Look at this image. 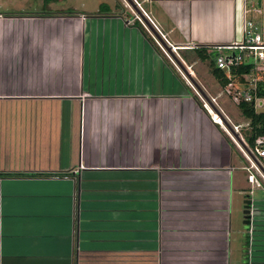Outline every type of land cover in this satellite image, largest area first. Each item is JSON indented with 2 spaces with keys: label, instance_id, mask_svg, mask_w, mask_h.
I'll return each mask as SVG.
<instances>
[{
  "label": "crops",
  "instance_id": "obj_1",
  "mask_svg": "<svg viewBox=\"0 0 264 264\" xmlns=\"http://www.w3.org/2000/svg\"><path fill=\"white\" fill-rule=\"evenodd\" d=\"M123 1L170 63L154 59L156 70L142 65L134 46L142 44L144 54L152 49L119 21L123 11L95 15L118 20L116 30L129 31L124 50L138 56L128 76L116 78V92L107 94L84 86L85 13L0 14V74L18 63L23 80L0 91V99H9L0 105L12 106L0 118L22 124L11 126L16 155L0 163V264H156L161 254L166 264L224 263L219 258L229 249L232 177L243 172L225 138L245 159L203 106L207 102L230 128L223 115L232 122L231 114L209 101L213 82L203 63L214 64L208 47L239 37L241 9L251 0ZM67 18L78 22L72 64L40 72L59 45L54 29ZM173 66L186 76L175 75ZM246 120L234 125L242 126L248 142Z\"/></svg>",
  "mask_w": 264,
  "mask_h": 264
},
{
  "label": "rangeland",
  "instance_id": "obj_2",
  "mask_svg": "<svg viewBox=\"0 0 264 264\" xmlns=\"http://www.w3.org/2000/svg\"><path fill=\"white\" fill-rule=\"evenodd\" d=\"M124 5L125 3L123 0H0V14L1 12L61 14H73L74 12L85 13V16L89 17V22L86 24L85 38L84 40H80V43L82 44L81 55L82 59L84 58V86L91 93L107 94L110 92H116L115 89L111 88L114 85L116 78H118L119 81L126 78L128 76L127 73L129 67L133 65V62L135 64V61H137L138 56L135 57V54L133 53V56L131 57L129 56V51L124 50V39L125 37L128 38L129 29H134L135 31L137 30L138 33L145 38L146 42H148L150 49H152L150 50L151 53L148 52L147 54H144L146 49L145 47L142 49V44H140V46L139 44L134 46V48H137L141 53V55H139V61L141 62L143 58L142 65L144 63L151 65V69L153 65L156 70L157 65L155 64L154 66V59H160L163 64L170 63V59L166 57L167 54L165 48H162L161 46V48H159L155 39L152 38L153 40H151L147 36V34H149L148 30H146L140 20L138 21L137 19H134L135 13H132L131 10L124 7ZM107 11H114L117 13H121L123 11L125 15L119 18V21H121V23L126 22V26L132 27L128 28V30H125L124 27H122L119 31H117L115 23L118 20H115V18H109L108 20L96 18L95 15H101ZM111 21H113V24H111ZM54 25H56V23H54ZM73 26L76 27V31L73 29ZM53 35L54 42L58 41L59 45L58 47H55L54 45L50 56H47L44 62H41L42 64H40L39 68L40 72L41 69L54 71L57 66L60 69L62 62H65V65L69 67L72 64L74 52L75 56L77 54L78 44H80L78 41V22H75L74 24L70 18H67L65 23L57 25V30L54 29ZM135 43L136 41L133 42V44ZM178 52L179 51L176 50V52H174L176 53L175 55L178 56ZM164 53L166 55H164ZM209 61H211V59L203 63V70L206 72V77L213 82L210 83V87L209 85L206 87H209V89H207L208 93H210L208 96L209 100L211 97H214L216 101L219 102L220 108H222L225 113L231 114L229 117L232 118V124L246 123L247 120L244 118L241 109L238 108L237 104L221 93V88L212 79L210 73L211 69H208ZM130 63H132V65H130ZM20 67V64H14L12 65L10 71L5 70L2 74H0V91L3 87L6 89L9 88L8 90L12 91L13 86L14 89H16L17 84L21 85V81L23 80L18 74V69H20ZM139 68L141 69L142 66H139ZM173 68L176 71L175 75H177V69L175 66H173ZM189 68L190 67H186L185 69L188 73H190V76L194 77L193 72L189 70ZM138 71L141 76V70ZM178 75L183 77L186 76L181 70ZM36 78L38 79L39 76L36 75ZM58 79L61 80V75H58ZM139 79L141 81L140 77ZM25 81L26 78L24 79V82ZM143 81L145 83L144 86H146L148 84L147 78H143ZM39 82V85H43L41 84V78H39ZM126 88L130 89L128 85H126ZM117 92L121 93L122 91L117 90ZM123 92L127 93L128 90ZM198 99L202 100L200 96H198ZM8 100L9 99H0V101ZM222 101L228 102L223 104ZM65 108L67 109L66 106ZM11 109L12 106L9 104L0 105V115H10ZM13 109L17 110V107H14ZM257 111L259 113H263L261 108L257 109ZM211 112L213 113V111ZM18 113H20V111ZM32 123L34 124V122ZM16 124L17 126L22 125L20 121L15 119L10 120L7 118H0V163H8L10 156L13 157L16 155L14 150L16 143L10 133L12 132L11 126H16ZM36 124H38V127H41L39 122ZM26 129H29V127ZM40 129L43 128L41 127ZM225 140L230 147L233 148L232 155L234 164L239 166V168L245 166L247 164L246 161H241L237 150L231 142L227 138H225ZM33 143L34 142H32V145ZM25 144L30 145L31 141H27ZM11 148L13 149L10 150ZM17 149H19V144L17 145ZM250 190L251 187L247 182L246 173L241 171L235 172L232 177L229 249L227 248L228 251H225L222 257L219 258L221 261L224 260V263L222 262L221 264H227V258L228 264H264V243L260 240L262 237V230L264 229V198L262 189L256 187V185L253 186L254 194L252 195V211L254 214L252 213L253 217L250 227L249 225H244L241 213L243 207V195L248 194ZM247 240L249 241V246L246 247L245 244ZM165 246L166 244L164 243V247ZM164 260L165 259H163V255L161 254L158 257V261L156 259V264H164ZM121 264H123V261Z\"/></svg>",
  "mask_w": 264,
  "mask_h": 264
},
{
  "label": "built area",
  "instance_id": "obj_3",
  "mask_svg": "<svg viewBox=\"0 0 264 264\" xmlns=\"http://www.w3.org/2000/svg\"><path fill=\"white\" fill-rule=\"evenodd\" d=\"M134 19L140 20L137 15L134 16ZM208 48L211 50L209 52L215 55L213 61L216 69L221 71L227 81L225 86L221 88V93L237 105L250 103L253 105L255 113L264 114V94L258 95L259 84L264 83V0L244 2L240 14L239 37L237 39L226 46ZM171 49L173 52L178 50L177 47H171ZM242 66H247L248 70L233 73ZM209 101L219 110L214 97H211ZM203 106L213 121L223 128L230 140L241 151L247 163L240 168L246 173L247 182L251 187L247 195L252 200L253 186L256 185L263 190L264 198V138L257 139L253 145L249 144L242 136L241 125L232 124L230 119L222 114L230 123V128H227L220 115L215 113L207 102L203 101ZM260 108L263 113L257 111ZM211 111L219 117L220 121H216ZM233 134L239 136V138L237 137L239 141Z\"/></svg>",
  "mask_w": 264,
  "mask_h": 264
},
{
  "label": "trees",
  "instance_id": "obj_4",
  "mask_svg": "<svg viewBox=\"0 0 264 264\" xmlns=\"http://www.w3.org/2000/svg\"><path fill=\"white\" fill-rule=\"evenodd\" d=\"M205 49L203 48H198L196 49V54L202 59L206 60L207 57L206 55H200ZM209 67L211 69V74L215 78V80L218 82V84L223 87L227 83L226 79L224 78L223 74L221 71L216 69L215 65L212 63V61H209ZM248 70L247 66H242L238 68L237 70L233 71V73H240V72H245ZM264 94V83H260L258 87V95H263ZM238 108L241 109L242 114L245 119L249 120V128L247 130V140L249 144L253 145L254 142L259 139V138H264V114H257L255 113L253 109V105L250 103H239ZM254 226V225H253ZM250 227V226H249ZM264 227V226H263ZM261 242L264 243V229L262 230L261 234ZM260 237V236H259ZM249 241L247 240L245 246H249ZM264 247V244H263Z\"/></svg>",
  "mask_w": 264,
  "mask_h": 264
},
{
  "label": "water",
  "instance_id": "obj_5",
  "mask_svg": "<svg viewBox=\"0 0 264 264\" xmlns=\"http://www.w3.org/2000/svg\"><path fill=\"white\" fill-rule=\"evenodd\" d=\"M167 51L171 52V49L167 48ZM179 65L180 64H178V66ZM251 209H252V200L249 198L248 195H245L244 199H243V207H242V216H243L242 218L244 220L243 221L244 225H249L250 226V224L252 222V217H253L252 213H253V211H251Z\"/></svg>",
  "mask_w": 264,
  "mask_h": 264
},
{
  "label": "bare ground",
  "instance_id": "obj_6",
  "mask_svg": "<svg viewBox=\"0 0 264 264\" xmlns=\"http://www.w3.org/2000/svg\"><path fill=\"white\" fill-rule=\"evenodd\" d=\"M213 114H215L214 112H213ZM215 116L219 119V117L215 114ZM220 120V119H219Z\"/></svg>",
  "mask_w": 264,
  "mask_h": 264
},
{
  "label": "clouds",
  "instance_id": "obj_7",
  "mask_svg": "<svg viewBox=\"0 0 264 264\" xmlns=\"http://www.w3.org/2000/svg\"><path fill=\"white\" fill-rule=\"evenodd\" d=\"M171 48V47H170ZM172 50V49H171Z\"/></svg>",
  "mask_w": 264,
  "mask_h": 264
},
{
  "label": "flooded vegetation",
  "instance_id": "obj_8",
  "mask_svg": "<svg viewBox=\"0 0 264 264\" xmlns=\"http://www.w3.org/2000/svg\"><path fill=\"white\" fill-rule=\"evenodd\" d=\"M243 217V216H242Z\"/></svg>",
  "mask_w": 264,
  "mask_h": 264
}]
</instances>
